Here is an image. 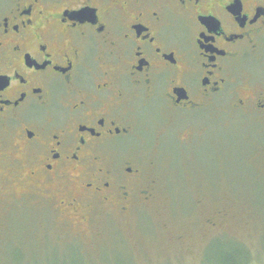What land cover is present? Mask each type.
I'll return each mask as SVG.
<instances>
[{"label":"flooded vegetation","instance_id":"obj_1","mask_svg":"<svg viewBox=\"0 0 264 264\" xmlns=\"http://www.w3.org/2000/svg\"><path fill=\"white\" fill-rule=\"evenodd\" d=\"M220 95L264 121V0H0V138L77 221L150 198L143 121Z\"/></svg>","mask_w":264,"mask_h":264},{"label":"rangeland","instance_id":"obj_2","mask_svg":"<svg viewBox=\"0 0 264 264\" xmlns=\"http://www.w3.org/2000/svg\"><path fill=\"white\" fill-rule=\"evenodd\" d=\"M152 116L132 152L150 198L137 195L125 210L93 205L81 221L19 178L13 158L26 161L0 138V264H222L246 255L264 264V121L226 95L202 111Z\"/></svg>","mask_w":264,"mask_h":264},{"label":"trees","instance_id":"obj_3","mask_svg":"<svg viewBox=\"0 0 264 264\" xmlns=\"http://www.w3.org/2000/svg\"><path fill=\"white\" fill-rule=\"evenodd\" d=\"M222 264H250V263H249L248 255H246L245 258L242 259H236V260L233 258L225 259Z\"/></svg>","mask_w":264,"mask_h":264}]
</instances>
